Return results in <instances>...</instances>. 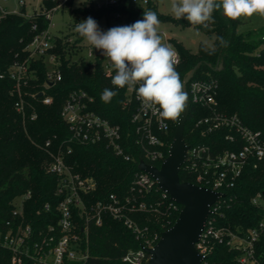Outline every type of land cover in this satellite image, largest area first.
<instances>
[{"label":"trees","instance_id":"obj_1","mask_svg":"<svg viewBox=\"0 0 264 264\" xmlns=\"http://www.w3.org/2000/svg\"><path fill=\"white\" fill-rule=\"evenodd\" d=\"M92 1V0H91ZM70 1L69 3H72ZM55 2L44 0L43 8L51 9ZM84 11L95 13L97 18L106 11L85 6ZM121 11H127L120 8ZM154 11L159 20H171L176 24L189 26L187 20L177 19L158 11L156 2L146 9L131 12L132 20L143 18L144 11ZM238 19L226 17L222 10L214 11L212 19L206 25H193L215 36L213 48L200 47L192 52L182 43L173 40L180 54V61L175 64L181 81L196 65L198 68L192 79H217V100L219 109L228 114L238 115L242 121L253 129L261 130L264 135V47L261 39L264 27L245 32L238 31ZM37 24L38 29H33ZM45 16L26 15V9L19 13L10 12L0 18V232L11 229L17 221L14 214V201L22 194L31 191L33 196L25 204V214L37 230L45 229L51 221L57 220L58 204L61 197L56 190L59 176L48 171L51 151L59 147L71 146V162L84 176L97 180L98 186L90 194V202L104 199L109 193L120 196L129 192L130 185L139 171L138 163L143 158L137 145L136 127L132 122L134 107H125L126 89L116 88L111 79L104 74L100 62L93 65L81 60L70 63L66 53L61 49V40L57 52L62 56V80L49 88L44 84L47 76V65L42 59L30 60V75L22 86L26 101L30 103L26 115L16 107V94L13 93L15 81L10 77L9 69L16 60L27 61V46L33 37L46 27ZM79 35V34H78ZM81 36L79 35V38ZM28 63V62H27ZM105 88L118 94L111 103L105 104L101 94ZM74 89H84L94 96L92 108L111 122L122 128L125 142L129 146V160L115 155L103 145H82L67 143L70 130L62 117V106L69 93ZM44 90L53 97L49 104L36 96ZM35 94V95H33ZM37 112L35 119L31 113ZM209 113L206 108L192 104L185 125L184 138L191 145H218L220 149L232 148L225 139L226 130L218 129L203 136L195 126L198 118ZM182 114V113H181ZM181 116V115H180ZM180 116L176 120H167L170 132L167 143H171ZM51 140L50 149L45 142ZM159 165V163H156ZM182 181L196 182L194 175L185 169L180 170ZM225 196L217 213L218 226L229 227L245 233L264 219V210L252 202L258 192H264V163L258 168L247 166L236 184L222 189ZM145 201L147 211L134 212V220L139 224L141 233L134 232L122 222L105 217L102 225H90L89 259L86 264H128L122 256L129 250L140 248L145 240L153 244L159 240L161 233L171 227L179 216V210L169 207L170 198H163L161 191L153 190L144 195H134ZM50 203L52 209L45 210ZM153 207V208H152ZM8 222L10 224H8ZM261 253V250H260ZM12 253L0 244V264H11ZM241 250L226 244L216 243L210 254L211 264H239Z\"/></svg>","mask_w":264,"mask_h":264},{"label":"built area","instance_id":"obj_2","mask_svg":"<svg viewBox=\"0 0 264 264\" xmlns=\"http://www.w3.org/2000/svg\"><path fill=\"white\" fill-rule=\"evenodd\" d=\"M51 1L55 2L51 9L43 8L44 0H41L35 11H26L28 17L33 14L45 16L48 24L36 33L27 46L29 52L27 61L16 60L9 69L10 77L15 81L13 88V93L17 97L15 107L22 115H26L27 107L30 105L26 101L24 96L26 93L22 88L31 73L30 60L42 59L46 63L45 88L62 80V56L56 51L59 39L61 49L66 53V58L70 63L84 60L95 65L100 62L106 77L111 79L115 75L110 61L101 50L91 45L86 55H81L78 37L53 32L55 27L53 13L72 0ZM92 1L95 9L106 11L107 31L112 27L130 25L142 19L132 20L131 12L146 9L157 0ZM29 3L26 0H18L19 7L15 10H10L0 3V18L10 12L19 13L21 8L26 9ZM120 8H125L127 11H121ZM33 29L37 30L38 25L35 24ZM160 35L162 42L170 46V38L166 36L165 31H161ZM261 39L264 47V34ZM172 49L176 53L175 64H177L180 61V54L176 48ZM218 86L217 79H191L187 90L191 105L194 104L209 111L207 115L196 120L195 126L200 129L203 136L218 129H225L227 131L225 139L232 148L220 149L218 145L208 144L191 146L187 143L189 149L182 167L185 166V169L194 175L196 179L194 183L224 193L222 189L233 187L247 166L252 165L258 168L264 163V135L261 130L247 126L238 115L228 114L219 109ZM124 89H126L124 106L134 107L132 122L136 127V142L143 155L141 160L152 166L160 167L169 155L171 143H167V137L170 125L167 120L160 118L153 111L145 110L134 90H129L127 87ZM40 92L42 95H39ZM40 92L36 93V96L43 103L49 104L53 101V97L46 94L44 90ZM94 102V96L84 89H74L69 93L61 110L62 117L70 130L67 143L103 145L115 155L129 160L131 158L130 145L125 142L121 126L95 111L92 108ZM36 117L37 112L33 111L31 118ZM51 145V140L45 142L47 149H50ZM72 151L71 146L68 148L61 146L55 152L51 151L52 158L47 166L49 172L59 176L56 193L61 200L57 207V220L51 221L45 229H35L25 214V204L32 198V192L28 191L16 198L14 214L18 219L11 229L4 233L1 232L0 238L2 247L12 253L11 264H86L90 257L89 234L92 223L100 226L105 217H111L133 229L134 232L141 233V228L132 214L147 211L149 206L134 195H144L153 190H159L163 198H170L169 207L179 210L180 204L161 189L151 172L139 168L141 160L138 163L139 171L135 174L127 194L120 196L111 192L104 199L90 202L89 196L97 189V180L84 176L74 167L70 157ZM224 196L211 206V212L195 244L199 253L202 254L201 264H211L210 254L216 243L241 250L242 255L238 258L239 264H264V219L245 233L218 226L217 213ZM252 202L264 210V192L254 195ZM51 209L52 205L47 203L45 210L50 211ZM154 245L151 239L145 240L140 248L129 250L123 255L122 261L128 264H146L150 257L146 248Z\"/></svg>","mask_w":264,"mask_h":264},{"label":"clouds","instance_id":"obj_3","mask_svg":"<svg viewBox=\"0 0 264 264\" xmlns=\"http://www.w3.org/2000/svg\"><path fill=\"white\" fill-rule=\"evenodd\" d=\"M172 14L191 25H206L214 11L231 19L264 15V0H170ZM156 12L144 11L143 18L130 25L101 31L88 17L75 31L110 61L115 75L111 84L136 92L145 110L164 120H176L185 110L188 95L175 68V51L162 42ZM138 85V87H137ZM116 91L105 88L101 100L111 103Z\"/></svg>","mask_w":264,"mask_h":264},{"label":"water","instance_id":"obj_4","mask_svg":"<svg viewBox=\"0 0 264 264\" xmlns=\"http://www.w3.org/2000/svg\"><path fill=\"white\" fill-rule=\"evenodd\" d=\"M197 68L198 65L183 78L184 91L187 95L188 82L193 78ZM39 95H42V92ZM190 109L188 95L187 106L179 118L169 147V155L161 166H152L144 160L139 163V168L151 172L161 189L182 206L174 224L161 233L153 247L146 248L150 255L146 264H201L202 254L195 244L211 212V206L224 196L222 192L194 182L182 181L180 178V170L189 149L184 132Z\"/></svg>","mask_w":264,"mask_h":264},{"label":"rangeland","instance_id":"obj_5","mask_svg":"<svg viewBox=\"0 0 264 264\" xmlns=\"http://www.w3.org/2000/svg\"><path fill=\"white\" fill-rule=\"evenodd\" d=\"M17 1L18 0H0V3L6 5L12 10L13 8L19 7ZM26 1L33 2L32 0ZM156 4L160 13L175 17L171 11L170 0H157ZM92 5L94 7L93 1L91 0H73L72 3L61 6L53 13V20L55 23L53 32L59 35L67 34L73 37H78V43L81 45V55H86L87 50L91 45L83 37L79 38L78 33L75 31L76 24L86 20L88 17H92L98 23L101 31H106L108 27V19L105 13H102L96 18L94 12L82 10L85 6L91 7ZM27 8H31L32 11L36 10V6L33 5V3H29V7ZM237 19L239 21V32L256 30L264 27V15L259 13H254L251 17L241 16ZM161 31H165L166 36L170 38L169 41L172 48H176L173 40L182 43L192 52L199 51L202 46L207 49L213 48L215 44V36L213 34H209L193 25L184 26L176 24L171 20H160L159 32Z\"/></svg>","mask_w":264,"mask_h":264},{"label":"crops","instance_id":"obj_6","mask_svg":"<svg viewBox=\"0 0 264 264\" xmlns=\"http://www.w3.org/2000/svg\"><path fill=\"white\" fill-rule=\"evenodd\" d=\"M33 2H30V3H33V5H35V6H37L38 4H39V2L41 1H36V0H32ZM4 5V4H3ZM6 6V5H5ZM7 7V6H6ZM28 7H29V4H28ZM8 8V7H7ZM18 8V7H17ZM17 8H13L12 10H15V9H17ZM9 9V8H8ZM26 11L27 12H30L31 11V8H26Z\"/></svg>","mask_w":264,"mask_h":264}]
</instances>
